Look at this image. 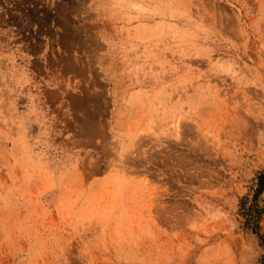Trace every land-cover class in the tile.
Listing matches in <instances>:
<instances>
[{
    "label": "rangeland",
    "instance_id": "rangeland-1",
    "mask_svg": "<svg viewBox=\"0 0 264 264\" xmlns=\"http://www.w3.org/2000/svg\"><path fill=\"white\" fill-rule=\"evenodd\" d=\"M261 172L264 0H0V264H264Z\"/></svg>",
    "mask_w": 264,
    "mask_h": 264
},
{
    "label": "trees",
    "instance_id": "trees-1",
    "mask_svg": "<svg viewBox=\"0 0 264 264\" xmlns=\"http://www.w3.org/2000/svg\"><path fill=\"white\" fill-rule=\"evenodd\" d=\"M264 190V172H261L257 175V187L255 188V194L253 195V198L256 199L261 191ZM245 199L243 200V206H244ZM244 208V207H243ZM257 212H259L256 208V205L254 203L249 204L246 208L243 209V215L245 216V224H248L251 222L253 217L257 215ZM263 262H264V256H263Z\"/></svg>",
    "mask_w": 264,
    "mask_h": 264
}]
</instances>
